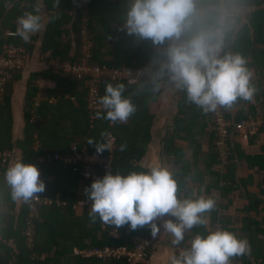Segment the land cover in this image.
<instances>
[{
    "label": "trees",
    "instance_id": "1",
    "mask_svg": "<svg viewBox=\"0 0 264 264\" xmlns=\"http://www.w3.org/2000/svg\"><path fill=\"white\" fill-rule=\"evenodd\" d=\"M50 11V23L43 42V53L63 61L77 62L83 59L79 35L82 31L84 10L80 7L82 0H43ZM90 29L94 37L92 64L112 68L137 69L147 67L149 63H157L164 57L158 51L162 46L153 45L150 40L137 42L134 35L127 34L121 27L128 6L127 0L110 2L108 0H89ZM209 3L220 4V0H206ZM237 6H262L257 0H230ZM40 0H0V54L4 48L13 45L25 48L29 54L35 49V42L41 37L40 30L33 33L25 42L15 33L17 17L25 10H33ZM40 13L42 9L40 7ZM54 17V19H53ZM75 20V21H74ZM240 19L236 21V27ZM256 29V42L243 30L232 36L229 47L241 52L247 58L248 67L252 72L264 76V10L256 11L252 17ZM71 25L73 29L68 26ZM77 38V50L73 52V37ZM11 33V34H9ZM154 57H158L154 62ZM253 59V61H250ZM24 69L13 72L6 80L4 92L0 97V152L22 151L25 162L35 163L41 168L45 190L40 195L50 196L54 203L51 206H40L38 219L34 223L33 246L27 241L29 216L33 211V203L24 202L17 212V200L11 197L10 186L4 181L3 173L8 163H0V264H126V259L100 258L98 256L84 257L75 255V250L93 248L126 246L133 249L135 237H153L145 225L135 230L127 224L115 229L114 226L103 224L99 218L92 222L88 216L89 207L83 215H78L76 206L87 199L84 190L93 179H87L83 173L82 164H67L55 155L67 156L73 153L74 147L90 152H96L95 142L87 143L89 137L103 140L102 131H107L115 137L112 170L127 172L143 170L140 163L148 151L152 140L154 116L150 113V104L157 102L161 93L160 84L154 79L144 78L136 84L122 82L125 85L123 95L130 96L137 109L129 117V122L113 123L97 118L93 121L89 110V87L87 79H78L53 70L34 72L28 80L25 97V137L14 141L13 138V107L12 99L15 84L22 80ZM43 78L55 81L57 89H48L45 94L48 99L34 111L35 98L40 93L36 82ZM256 103L237 100L231 108L226 109L228 117L241 121L264 117V77L259 79ZM106 80L102 84L101 95L104 94ZM115 84V83H114ZM55 95L56 103L50 98ZM239 115L234 117L233 109L238 108ZM178 114L171 131L164 138V150L169 165L178 182V193L189 194L193 186H203L206 194L216 197V206L208 213L209 228L215 226L227 227L238 236L247 237L251 253L234 256L232 262L242 264H264V179L254 181V174L238 176L239 162L247 161L250 168L259 167L264 171V154L247 155L243 146L234 138L230 142L229 159L224 164L226 170H220L219 152L216 146L215 120L212 112L204 113L192 103L186 102L183 91L178 102ZM33 111L40 114V122H32ZM264 132V127L261 129ZM179 142L186 143L185 147ZM125 145L123 151L121 144ZM76 144V145H75ZM75 145V146H74ZM204 145L208 150L204 151ZM264 151V147H263ZM189 153V154H188ZM53 158L50 160V158ZM45 158V161H41ZM257 190H252L251 185ZM246 190L247 206L240 210L242 217L230 214L234 206V197L242 189ZM58 197L60 199L58 200ZM59 201L66 202L60 205ZM91 202V201H90ZM204 226L195 225L185 233L184 241L178 246L187 247L192 235L205 232ZM154 249L148 251L147 264ZM46 257L41 259V257Z\"/></svg>",
    "mask_w": 264,
    "mask_h": 264
},
{
    "label": "clouds",
    "instance_id": "2",
    "mask_svg": "<svg viewBox=\"0 0 264 264\" xmlns=\"http://www.w3.org/2000/svg\"><path fill=\"white\" fill-rule=\"evenodd\" d=\"M43 26L37 4L17 17L15 33L27 42ZM121 27L137 42L150 40L162 46L158 51L164 58L159 60L157 74H166L174 88L184 91L186 102L202 112L231 108L238 99L253 100L257 88L247 58L229 47L236 22L226 6L206 0H130ZM124 88L123 83H106L104 94L97 97L95 117L110 124L127 121L137 106L123 95ZM100 136L104 139L89 137L87 143L95 142L97 153L111 151V134L105 130ZM119 147L123 151L125 145ZM140 168L143 170L126 173L109 169L85 186L92 222L99 218L115 229L127 224L132 230L147 225L153 237L163 228L172 245L184 241L193 226H204L206 231L192 235L190 244L170 257V264H230L232 257L251 253L247 237L227 227H208V213L216 206V197L206 194L203 186H193L182 196L167 164L154 157ZM3 179L14 200L27 202L45 190L39 168L25 162L23 156L9 161Z\"/></svg>",
    "mask_w": 264,
    "mask_h": 264
},
{
    "label": "crops",
    "instance_id": "3",
    "mask_svg": "<svg viewBox=\"0 0 264 264\" xmlns=\"http://www.w3.org/2000/svg\"><path fill=\"white\" fill-rule=\"evenodd\" d=\"M108 1L117 2L120 0H108ZM127 1L128 3H130V0H127ZM257 1L262 3V6L254 7V6L234 5L232 9L235 14V16L233 17L235 19V22L237 21V19H240V21L237 24L236 30H235L236 36H238V34L242 32L243 30H245L247 32L246 35H248V37H250V39L254 41V44H257V42H256V29L254 27V23L252 22V17L256 11L264 10V0H257ZM40 7L42 9V14L44 16V26L40 29L41 37L38 41H34L35 49L32 52V54H29L27 52L30 55V60L28 64H26L25 67L23 68L24 72H23L22 80L15 84L14 95L12 99L13 117H14V124H13L14 141L24 139L25 137L26 118H25V112H24V108H25L24 101H25V97L27 94L28 80L30 79L31 74L34 72H44L46 70H53L56 73H64L59 68L54 66L53 64L54 61L70 62V63L80 62V61H77V62L63 61L61 59L52 58L50 54L48 53L47 54L43 53L42 51L43 42H44V37L46 36L47 29H48V26L51 20L50 19L51 13L50 11L47 10V7L43 0H40ZM84 18H85V14H84L83 19ZM68 27L73 29L71 25H69ZM89 27H90V21H89ZM91 34L92 36H94L92 31H91ZM72 35H74L71 37H73V52L75 53L77 50L78 42H77V38L74 32ZM93 40H94V37H93ZM260 45H264V44L261 43ZM81 47H82V52H83L82 43H81ZM233 51H236V50L234 49ZM250 61H253V59H251ZM147 66L157 71L159 67V62L149 63ZM159 77L161 79L155 80V81H157L160 84L161 93H160L158 101L150 104V113L154 116V123L152 127V140L148 147L147 154L142 159L140 164H143L146 166L154 157H156L159 160H161L163 163L167 164L169 168L172 170L171 166L169 165L166 152L164 150V138L169 133V131H171L174 120L177 117L178 110H179L178 102L182 98L183 91L174 88V86L168 81L166 74L162 76L159 75ZM261 77H264V76L262 74H257L255 72H252V83L258 84L260 82L259 79H261ZM36 83L39 84L41 90H40L39 95H37V97L35 98L34 111H36L37 108H39L42 105L44 100L48 99V97L45 95L47 93V90L48 89L56 90L58 86L55 81H47V80H44L43 78L39 79L38 82ZM255 95L256 93L254 94V98L252 102L256 103L257 106H260L259 104H257L258 102L256 100ZM1 96L2 95H0V97ZM57 101H58V98L55 95H52V97L50 98V102L56 103ZM239 108L240 107L233 109L234 117H237L239 115V110H240ZM34 111L31 115V121L35 123L40 122L41 121L40 114H36ZM261 116L263 115H260L258 117H261ZM128 122H129V118L127 121L121 122V123L127 124ZM234 140L235 142L238 141L239 143H241L247 155L254 156V155L264 154V151H263L264 132L260 131L257 135L252 136L249 139H243L240 136H236ZM179 145H181L182 147H185L186 143L179 142ZM203 149L204 151H207L208 146L204 145ZM4 153L9 154L7 163H9V161L12 160L16 156H22V151L19 149H17L15 152H4ZM224 164L221 163V165L220 166L218 165L217 168L225 171L226 168ZM238 168H239L238 169L239 177H244L248 174H254V177H255L254 181H256L257 183L264 179V171L263 172L259 171L258 166H256V168H250L248 166L247 161H242V162L240 161ZM250 187L252 190H255V189L257 190L255 184L251 185ZM81 192L82 193L84 192L83 188ZM59 199L60 197H58V200ZM24 202L25 201L23 200H17V208H16L17 212L20 211ZM59 203L63 204L66 202L59 201ZM90 203H91L90 201H86V200L80 201L79 204L76 206L77 214L83 215L85 213L86 208L90 206ZM248 203L249 202L246 198V190L242 187V189L239 190L236 193V196L234 197V206L229 211L230 214L235 217H242L240 210L244 209ZM40 206H51V205H39V204L32 205L33 211L29 216V221L34 220L35 218L38 219L40 217V214H39ZM31 222L33 223V221ZM157 222L159 223V220ZM152 238H154L157 241L159 246L158 248L152 251L150 259L147 261V264H170V257L177 253L176 247L178 245L171 244V237L168 233L163 231V228H161L160 232L157 234L156 237H152ZM94 249H98V248H93V249H88V250L76 249L75 255H82L84 257H90V256L85 255L83 252L92 251ZM45 258H46L45 256L41 257V259H45Z\"/></svg>",
    "mask_w": 264,
    "mask_h": 264
},
{
    "label": "built area",
    "instance_id": "4",
    "mask_svg": "<svg viewBox=\"0 0 264 264\" xmlns=\"http://www.w3.org/2000/svg\"><path fill=\"white\" fill-rule=\"evenodd\" d=\"M86 0L85 4L90 1ZM220 6H226L234 17V11L231 8L230 0H220ZM85 18L82 21V31L79 35L83 46V59L79 63L59 62L54 61L55 67L59 68L66 74H70L79 79H87L89 85V110L92 114L93 121L97 119L94 113L98 110L97 97L101 95V88L104 81L108 80L112 83L126 82L129 84H136L144 78L160 80L157 71L151 67H143L139 69H118L109 66L95 65L91 63L93 58L92 50L94 46L93 36L89 27L90 19L87 15L91 14L89 7L84 8ZM30 60V55L26 49L8 45L4 48V52L0 54V95L4 92L6 80L10 78L13 72L25 67ZM215 120L216 130V146L219 152L221 162L226 163L229 159L230 142L234 134H238L243 139H249L257 135L264 127V117L250 118L241 121H236L228 117L227 110L223 107H218L212 112ZM112 138V149L97 153L90 152L87 147L79 149L74 147L73 153L67 156L55 155L53 158L60 159L67 164L79 165L82 164L83 173L87 179H95L102 176L107 170H112L113 153L115 150V137ZM9 154L0 152V163L4 165L8 161ZM52 157L50 160L53 159ZM45 161V159H42ZM40 170V178L43 177L42 170ZM29 202L39 205H52L54 200L50 196H43L39 193L35 194ZM61 203L60 205H64ZM27 241L30 247L33 246L34 225L31 221L28 222ZM136 245L133 249L126 246L120 247H106L105 249H94L92 251L83 252L87 256H98L100 258L126 259V264H142L146 261L148 251L155 247V239L150 237H135ZM3 239L0 236V242ZM181 247L176 248V251ZM230 264H242L230 261Z\"/></svg>",
    "mask_w": 264,
    "mask_h": 264
},
{
    "label": "rangeland",
    "instance_id": "5",
    "mask_svg": "<svg viewBox=\"0 0 264 264\" xmlns=\"http://www.w3.org/2000/svg\"><path fill=\"white\" fill-rule=\"evenodd\" d=\"M85 1H86V0H82V1H81V4H80V7L83 8V10H84L85 6H87V7L89 6V4H88V5L85 4ZM88 1H89V0H88ZM88 1H87V2H88ZM231 5H232V3H231ZM86 18H87V19L90 18L89 14L87 15ZM72 36H74V35H72ZM189 242H190V241H189ZM155 243H156V244H155V247L152 248V249H156V248H158L159 244L157 243L156 240H155ZM178 247H183V246H177L176 248H178Z\"/></svg>",
    "mask_w": 264,
    "mask_h": 264
}]
</instances>
